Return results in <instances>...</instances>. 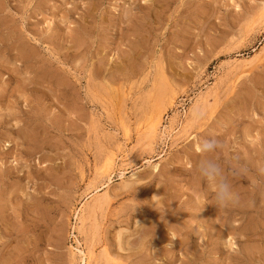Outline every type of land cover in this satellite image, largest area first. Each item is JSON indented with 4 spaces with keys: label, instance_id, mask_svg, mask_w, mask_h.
<instances>
[{
    "label": "rangeland",
    "instance_id": "374dc122",
    "mask_svg": "<svg viewBox=\"0 0 264 264\" xmlns=\"http://www.w3.org/2000/svg\"><path fill=\"white\" fill-rule=\"evenodd\" d=\"M202 137L264 163V0H0V264H264Z\"/></svg>",
    "mask_w": 264,
    "mask_h": 264
},
{
    "label": "clouds",
    "instance_id": "9594fccd",
    "mask_svg": "<svg viewBox=\"0 0 264 264\" xmlns=\"http://www.w3.org/2000/svg\"><path fill=\"white\" fill-rule=\"evenodd\" d=\"M205 116L204 110L197 106L193 109L192 119L199 122ZM222 148V142L215 137H202L199 140L198 152L201 159L193 165L194 173L202 185L212 189V200L214 206L228 208L239 206L242 203V194L233 184L234 179L253 176L255 183L252 191L264 188V163H259L253 168L246 162H241L238 156H233L229 167L219 159L217 153ZM254 201H249V206H254ZM0 237V243H5Z\"/></svg>",
    "mask_w": 264,
    "mask_h": 264
},
{
    "label": "bare ground",
    "instance_id": "6f19581e",
    "mask_svg": "<svg viewBox=\"0 0 264 264\" xmlns=\"http://www.w3.org/2000/svg\"><path fill=\"white\" fill-rule=\"evenodd\" d=\"M238 69H239V68H238ZM159 110H161V109H159ZM159 110H158V111H159ZM155 111H156V110H155ZM171 130H172V129H171ZM171 130H170V131H171ZM173 132H174V131H173ZM125 133H126V132H125ZM155 139H156V138H155ZM113 161H114V159H113ZM123 169H124V168H123ZM112 171H113V170H112ZM120 171H121V170H120ZM105 172H106V171H105ZM109 174H110V173H108L107 175H109ZM108 179H110V177H109ZM108 181H109V180H108ZM104 185H105V184H104ZM97 189H98V188H97ZM80 221H81V220H80ZM118 234H119V235H118V238L123 236V235H122L123 232H121V233L119 232ZM120 239H121V238H120ZM125 239H126V238H125ZM120 241H121V240H120ZM123 241H124V240H123ZM118 243H119V242H118ZM124 244H125V243H124ZM120 245H121V244H120ZM129 248H130V247H129ZM82 255L85 256V253H83ZM84 256H83V257H84ZM87 258H88V257H87ZM81 260H82V257H81ZM83 260H84V259H83ZM83 260H82V261H83ZM86 261H87V260H86Z\"/></svg>",
    "mask_w": 264,
    "mask_h": 264
}]
</instances>
